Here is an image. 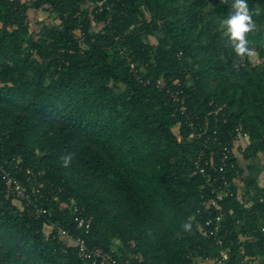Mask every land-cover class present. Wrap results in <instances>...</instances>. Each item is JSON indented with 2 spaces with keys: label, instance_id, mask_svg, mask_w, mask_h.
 I'll return each instance as SVG.
<instances>
[{
  "label": "trees",
  "instance_id": "16d2710c",
  "mask_svg": "<svg viewBox=\"0 0 264 264\" xmlns=\"http://www.w3.org/2000/svg\"><path fill=\"white\" fill-rule=\"evenodd\" d=\"M231 3L0 0V161L41 172L52 213L21 214L0 185V264H80L45 232L74 233L71 202L90 246L120 263L213 264L225 250L227 264H264V0H248L256 64L225 46ZM30 11L51 22L34 34ZM212 201L222 246L204 227Z\"/></svg>",
  "mask_w": 264,
  "mask_h": 264
},
{
  "label": "built area",
  "instance_id": "2783aa9c",
  "mask_svg": "<svg viewBox=\"0 0 264 264\" xmlns=\"http://www.w3.org/2000/svg\"><path fill=\"white\" fill-rule=\"evenodd\" d=\"M233 134L234 138L231 144L233 149L244 146L247 135L241 134L239 128H236ZM1 142L2 138L0 136V145ZM228 153L229 150L224 148L222 152L223 161L228 159ZM195 166L201 175H205V170L200 165L199 158ZM222 169L223 167H221L219 171H222ZM21 176H23L24 179H22ZM41 177V172L22 167L20 160L16 158H11L3 162L0 161V185L4 190L5 197L11 200L21 214L31 219H40L42 217L48 219L52 217L51 211L41 203V201H49V198L41 194L43 186L42 183H40ZM206 180L209 182V178H206ZM233 183H239L238 178L237 180L235 179ZM226 186L227 182H224L223 187L225 188ZM228 194L232 196L231 191H228ZM53 201H56V198H54ZM209 204L219 212L215 214L213 218L207 219L204 223V227H206L208 235L214 238L215 244L222 246V241L216 236L218 232L222 230L223 216L216 201H212ZM70 211L74 223V233H70L69 230L61 227L58 221L47 224L45 230L49 229V233L51 231L61 233L64 240L62 241L64 247H73L76 250L80 264H128L127 262L120 263L118 259L113 256L112 252L90 246L87 241V236L90 233L89 220L85 218L80 208L73 202H71ZM227 262L228 254L225 250H221L219 255L212 261L213 264H227ZM253 263L251 259H245L243 261V264ZM188 264H199V262L196 259H191Z\"/></svg>",
  "mask_w": 264,
  "mask_h": 264
},
{
  "label": "clouds",
  "instance_id": "9594fccd",
  "mask_svg": "<svg viewBox=\"0 0 264 264\" xmlns=\"http://www.w3.org/2000/svg\"><path fill=\"white\" fill-rule=\"evenodd\" d=\"M223 3L227 4L228 0H223ZM258 14L249 8L248 0H232L227 17L219 22V27L226 38L225 46H230L238 59L252 58L257 55L255 47L248 40V34L256 29L253 15ZM60 159L61 166L68 168L73 156L67 154ZM182 227L185 232H190L192 225L185 223Z\"/></svg>",
  "mask_w": 264,
  "mask_h": 264
},
{
  "label": "rangeland",
  "instance_id": "374dc122",
  "mask_svg": "<svg viewBox=\"0 0 264 264\" xmlns=\"http://www.w3.org/2000/svg\"><path fill=\"white\" fill-rule=\"evenodd\" d=\"M23 2H30L32 0H21ZM46 21L47 23H50L51 21L48 19V14L45 12H37V11H30L29 14V21H30V29L35 33H37V31H39L40 27H38V23L40 21ZM151 42H154V38L150 39ZM253 63L256 64L257 63V59L256 56L251 58ZM255 163L260 166L261 164H263V161L261 159H257L255 160ZM262 176V175H261ZM260 182H262V180H260ZM49 229H46L45 232L49 233ZM58 239L60 241H64L63 240V236L61 235V233H57Z\"/></svg>",
  "mask_w": 264,
  "mask_h": 264
}]
</instances>
